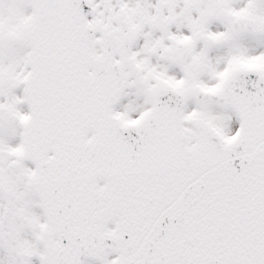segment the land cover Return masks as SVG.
Returning a JSON list of instances; mask_svg holds the SVG:
<instances>
[{"label":"snow or ice","instance_id":"1","mask_svg":"<svg viewBox=\"0 0 264 264\" xmlns=\"http://www.w3.org/2000/svg\"><path fill=\"white\" fill-rule=\"evenodd\" d=\"M0 264H264V0H0Z\"/></svg>","mask_w":264,"mask_h":264}]
</instances>
